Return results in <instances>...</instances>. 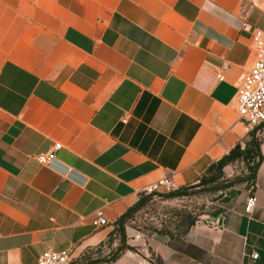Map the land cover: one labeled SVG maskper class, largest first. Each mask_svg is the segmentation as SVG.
<instances>
[{
  "label": "crops",
  "instance_id": "obj_1",
  "mask_svg": "<svg viewBox=\"0 0 264 264\" xmlns=\"http://www.w3.org/2000/svg\"><path fill=\"white\" fill-rule=\"evenodd\" d=\"M245 23L264 30V0H0V264H264V126L246 134L233 102L255 60ZM253 135V190L104 258L145 187L194 183Z\"/></svg>",
  "mask_w": 264,
  "mask_h": 264
},
{
  "label": "rangeland",
  "instance_id": "obj_2",
  "mask_svg": "<svg viewBox=\"0 0 264 264\" xmlns=\"http://www.w3.org/2000/svg\"><path fill=\"white\" fill-rule=\"evenodd\" d=\"M253 137L259 141V137ZM233 155L227 163H231L229 167H226L227 164L222 165V158L212 163L194 183L175 191L142 197L133 211L123 218L124 225L120 224V219L115 223L104 247V258H113L131 248L129 241L138 235L145 238L152 233L172 234L183 231L188 222L185 219L187 215L196 220L210 219L219 211V202L226 199L234 185L241 183L253 190L254 166L259 156L255 154L254 160L246 162Z\"/></svg>",
  "mask_w": 264,
  "mask_h": 264
},
{
  "label": "built area",
  "instance_id": "obj_3",
  "mask_svg": "<svg viewBox=\"0 0 264 264\" xmlns=\"http://www.w3.org/2000/svg\"><path fill=\"white\" fill-rule=\"evenodd\" d=\"M244 28L253 31L255 60L248 74L238 86L233 102L237 107L239 120L243 125L244 132L251 134L253 129L264 123V30L254 28L249 23H245ZM61 147V143H56L47 151L39 153L37 155L38 162L49 165L56 159ZM178 188L179 185L172 177L165 176L150 183L144 188V192L146 194H154L175 191ZM256 203V195H250L245 203L246 211L250 212ZM92 222L96 226L108 223L101 210L96 212V217ZM251 256L253 259L259 257L256 252H253ZM37 264H70V259L66 252L49 250L40 256Z\"/></svg>",
  "mask_w": 264,
  "mask_h": 264
},
{
  "label": "trees",
  "instance_id": "obj_4",
  "mask_svg": "<svg viewBox=\"0 0 264 264\" xmlns=\"http://www.w3.org/2000/svg\"><path fill=\"white\" fill-rule=\"evenodd\" d=\"M231 152H232L231 155H227V156L223 157V159L221 160L222 165H226L228 163V161L232 160V157L234 156L233 154H235L236 157H238V158H240L246 162L254 160L255 154H256L259 156V158L256 161L255 166H254V171H255V168L258 166L259 162L262 159V155L260 153V144H259L258 139L255 137H252L246 143V147L244 149L241 148V145H237ZM254 179H255V173H254ZM183 191H184V189L181 192H183ZM137 203L133 207L128 209V211L124 215L121 216V218H120V224L121 225H124L123 224V218L126 217L129 213H131L133 211V209L137 206ZM185 219H187L188 222L185 225V229L183 231H181L180 233L187 231L191 227V225H193L197 221L196 219L190 218V215L185 216ZM91 262H93V261L90 260V261H88V263H84V264H91Z\"/></svg>",
  "mask_w": 264,
  "mask_h": 264
}]
</instances>
